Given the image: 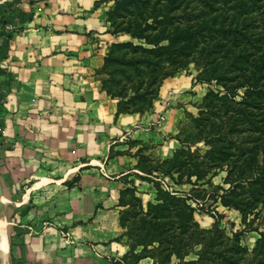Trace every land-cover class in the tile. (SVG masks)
<instances>
[{
    "label": "crops",
    "instance_id": "obj_1",
    "mask_svg": "<svg viewBox=\"0 0 264 264\" xmlns=\"http://www.w3.org/2000/svg\"><path fill=\"white\" fill-rule=\"evenodd\" d=\"M111 3L0 0V78L7 80L9 130L17 134L10 160L36 178L14 209L22 211L16 225L37 232L13 237L11 264H126L129 242L118 220L121 178L130 173L143 205L154 198L152 180L137 175L145 173L138 157H154L153 146L171 155L184 107L195 114L192 104L166 106L169 93L190 89L199 98L205 92L191 74L177 72L163 79L151 110L115 114L117 99L94 74L109 44L129 39L109 31L105 12ZM160 111L165 121L148 125ZM35 160L43 166L34 173ZM73 176L78 181L64 183ZM206 222L202 226L212 219ZM136 264H153V258Z\"/></svg>",
    "mask_w": 264,
    "mask_h": 264
},
{
    "label": "trees",
    "instance_id": "obj_2",
    "mask_svg": "<svg viewBox=\"0 0 264 264\" xmlns=\"http://www.w3.org/2000/svg\"><path fill=\"white\" fill-rule=\"evenodd\" d=\"M105 17L111 33L129 36L111 42L95 69L101 89L117 99L115 114L148 111L163 79L190 64L195 81L218 86L206 89L169 157L150 166L141 157L137 166L176 172L175 180L184 177L197 194L224 166L227 185L214 192L219 202L242 222L252 213L264 226V0H112ZM155 189L145 205L133 185L119 189L126 264L145 256L153 264H170L172 256L178 264H264V228L248 226L258 230L249 250L245 229L228 233L220 213L202 227L186 195ZM192 250L196 257L184 259Z\"/></svg>",
    "mask_w": 264,
    "mask_h": 264
},
{
    "label": "rangeland",
    "instance_id": "obj_3",
    "mask_svg": "<svg viewBox=\"0 0 264 264\" xmlns=\"http://www.w3.org/2000/svg\"><path fill=\"white\" fill-rule=\"evenodd\" d=\"M179 74H182L183 76H188L189 74L192 75V79L195 78L196 70L195 66L193 64H190L189 66H186L178 71ZM95 74V71H94ZM6 78L2 75L0 78V185H1V192H0V224L2 227V230L0 228V231L2 232L6 244H7V254L9 259V264H11L10 257L12 255V251L14 250V244L15 241H13V237L15 238L18 233L21 232H29L34 233L37 232V228L32 225H24L22 227H18L16 225L17 222H20L22 211L21 209H14V207L18 208V206L14 204V202L21 200L23 193H27L29 183L33 184V182L36 180L35 177L27 178L23 172L21 162H13L10 160V157L13 155V149H15V140L16 135L13 131L9 130V123H11L9 120H7V117L9 116V108L6 106ZM204 85H202V88H205V91L207 88H217L213 83H204L201 82ZM170 95V102L167 100L166 106H182L183 103L192 104L193 110L195 111V114L198 110V105L200 103V100L202 96L199 98L195 95L194 90L186 89L182 92L175 93L171 92ZM190 97V98H187ZM159 98V95L157 94L156 99L154 102ZM185 99V100H184ZM154 105V103H153ZM153 107V106H152ZM151 110V109H149ZM191 111L186 110L184 107V116L177 121V127L178 130L173 135L176 136V138L179 135H182V133H185L186 131H189L191 129L190 127V115ZM194 114V115H195ZM165 113L164 111L158 112L155 118L151 119L148 122V125L152 124L153 126H160L163 121H165ZM9 119V118H8ZM137 127V126H136ZM171 133H167V137L170 136ZM159 143V142H158ZM162 144V143H159ZM144 145L139 147L137 149V152L142 148ZM177 147V146H176ZM175 147V148H176ZM160 149H155V146H153L152 151L156 154L154 157H150L146 154H141L138 157V161L142 157H147V161H144L145 166H150L159 159H162L164 157L169 156H162L160 154ZM112 150L109 151V156L112 154ZM42 164L40 162L31 161V172H37L40 171L42 168ZM150 174V176L148 175ZM130 173L125 174L121 179L123 180V184L121 187L125 185H133L135 187V193L137 194V188L134 183L133 178H128ZM142 175V174H137ZM225 175V168L224 166L221 169H218L216 173L211 178V183H207L204 185H201L200 187L203 188L200 193L197 194L196 191H192L191 188L193 185L190 182H187L184 180V182H180L175 180L177 178V173L172 172L171 175H167L165 173H162L160 171L154 170V172L150 173H144L142 176L145 177V179L152 180V183L154 185V188L159 185L161 189L167 190V191H174L176 193H179L180 195H186L188 197L187 202L193 207V214L197 221H199V224L205 225L207 220L209 221L212 219V222L214 220V217L212 215H216L215 213H220V226L225 229L228 233L230 231L235 229H245L243 235H242V243L246 244L248 249L250 250L254 244V240L258 236V230L263 229V220L261 217H253L252 213L248 214L245 221L242 222L240 218V214L236 209H233L231 207L223 206L219 202V198L217 197V194H214L215 192V186L217 184H221L223 186H226L227 184L223 183L222 178ZM78 176H73L69 180H65L64 183L67 185H72L74 182L78 181ZM193 179V178H192ZM120 187V188H121ZM199 189V188H198ZM156 190V189H155ZM220 191V190H219ZM139 196V195H138ZM140 197V196H139ZM141 198V197H140ZM153 200V199H152ZM123 208V207H122ZM121 208V209H122ZM120 209V210H121ZM119 210V211H120ZM264 212V204L261 205L259 208V214L262 215ZM18 219V220H17ZM252 219V221H250ZM9 222V223H8ZM212 222L209 226H211ZM230 222H233V225L230 224ZM12 226H16L15 232L12 230ZM207 226V227H209ZM248 226L250 227H258V230L256 229H248ZM205 227V226H202ZM124 231V228H123ZM196 250L190 251L188 254L185 255L184 259H189L192 257H196L195 254ZM174 259L173 262L170 261V264H178L179 258L173 256ZM172 258V259H173Z\"/></svg>",
    "mask_w": 264,
    "mask_h": 264
},
{
    "label": "bare ground",
    "instance_id": "obj_4",
    "mask_svg": "<svg viewBox=\"0 0 264 264\" xmlns=\"http://www.w3.org/2000/svg\"><path fill=\"white\" fill-rule=\"evenodd\" d=\"M0 264H9L7 245L5 243L4 236L1 231H0Z\"/></svg>",
    "mask_w": 264,
    "mask_h": 264
},
{
    "label": "water",
    "instance_id": "obj_5",
    "mask_svg": "<svg viewBox=\"0 0 264 264\" xmlns=\"http://www.w3.org/2000/svg\"><path fill=\"white\" fill-rule=\"evenodd\" d=\"M0 192H1V185H0Z\"/></svg>",
    "mask_w": 264,
    "mask_h": 264
}]
</instances>
